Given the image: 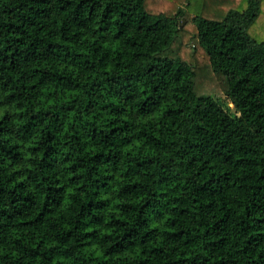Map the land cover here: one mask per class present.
<instances>
[{
  "label": "trees",
  "instance_id": "16d2710c",
  "mask_svg": "<svg viewBox=\"0 0 264 264\" xmlns=\"http://www.w3.org/2000/svg\"><path fill=\"white\" fill-rule=\"evenodd\" d=\"M244 1L0 0V264H264Z\"/></svg>",
  "mask_w": 264,
  "mask_h": 264
},
{
  "label": "rangeland",
  "instance_id": "374dc122",
  "mask_svg": "<svg viewBox=\"0 0 264 264\" xmlns=\"http://www.w3.org/2000/svg\"><path fill=\"white\" fill-rule=\"evenodd\" d=\"M223 2V3H222ZM214 0L213 9L216 12L225 11V13L230 9L243 4L242 7H246V1L244 3L242 0ZM249 35L252 39L257 42L264 41V0H262L260 14L256 23L249 29ZM198 88L196 91L199 94H208L215 95L217 97H223L225 94L224 89L222 88L218 78L209 68V65L206 63L198 70Z\"/></svg>",
  "mask_w": 264,
  "mask_h": 264
}]
</instances>
